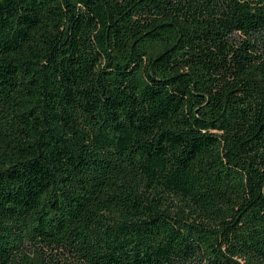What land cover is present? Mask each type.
<instances>
[{"label":"trees","instance_id":"obj_1","mask_svg":"<svg viewBox=\"0 0 264 264\" xmlns=\"http://www.w3.org/2000/svg\"><path fill=\"white\" fill-rule=\"evenodd\" d=\"M0 264H264V0H0Z\"/></svg>","mask_w":264,"mask_h":264}]
</instances>
